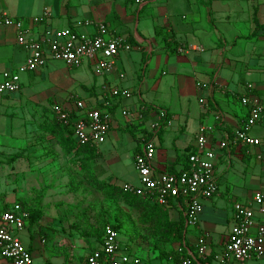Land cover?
I'll return each mask as SVG.
<instances>
[{"label":"crops","instance_id":"0c3cea01","mask_svg":"<svg viewBox=\"0 0 264 264\" xmlns=\"http://www.w3.org/2000/svg\"><path fill=\"white\" fill-rule=\"evenodd\" d=\"M5 16L24 20L34 35L49 27L71 28L77 21L103 22L111 35L122 37L131 48L120 51L112 70L103 75L95 74L88 63L70 69L59 61L20 74V90L0 96V162L27 149L33 128L39 134V124L55 120L54 104L72 110L75 100L109 115L107 139L104 146L97 147L100 158L94 170L99 180L118 186L137 184V176L134 182L120 185L115 177L120 164L133 170L141 146L138 137L151 136L148 127L159 110L166 111L169 122L153 139L157 171L187 169L197 131L204 127L208 146L216 156L217 191L202 202L194 230L207 237L209 244L201 261L219 264L215 256L233 222L232 203L246 204L253 194L264 193V117L249 132L259 145L217 147L242 126L251 102L264 107V0H0V82L3 72L16 70L26 59L25 50L16 43L15 30L3 25ZM34 17L43 20L33 24ZM79 31L93 32L83 27ZM179 47L184 51L178 52ZM115 87L130 90L131 96L111 97ZM140 106L145 107L142 123L135 120ZM135 127L141 128L140 133ZM113 131L118 138L112 137ZM11 204L2 191L0 214ZM251 207L256 223L263 224L264 215L255 205ZM169 214L172 221L182 220L173 208ZM43 219L40 216L32 228H25L27 238L22 244L31 253L33 264H69V248L53 243L55 234L47 233ZM36 226L38 230L33 232ZM186 238V246L195 252L196 238ZM134 240L119 237L124 251L145 252L149 264L167 263L158 251ZM94 245L87 256L100 243ZM163 248L168 252L179 246ZM85 258L75 264H84ZM0 264L11 263L0 257ZM226 264H264V259Z\"/></svg>","mask_w":264,"mask_h":264},{"label":"built area","instance_id":"2783aa9c","mask_svg":"<svg viewBox=\"0 0 264 264\" xmlns=\"http://www.w3.org/2000/svg\"><path fill=\"white\" fill-rule=\"evenodd\" d=\"M43 17L31 19L38 24ZM3 25L12 27L16 32V43L26 52L24 63L14 71L2 73L0 96L16 93L20 90V74L34 72L43 68L48 61H59L67 68L76 69L88 63L95 74L103 75L112 70L114 60L120 51L130 50L122 37L113 36L108 27L99 21H77L71 28H45L38 35L31 33L22 19L4 17ZM92 28L93 32L85 33L79 28ZM184 49L179 47L178 52ZM110 96L127 99L131 96L128 89L113 88ZM204 104V100H199ZM139 107L135 120L142 123V112ZM51 111L55 120L73 132L75 142L80 145L98 147L108 135L109 115L94 107L86 106L82 101L75 100L72 110L54 104ZM125 114V112H123ZM127 114V113H126ZM264 117V107L253 101L249 106V114L242 126L235 130L229 141L218 143L219 149L229 144L257 146L258 139L250 135V130ZM166 111L159 110L157 118L148 127L151 136H141L140 152L134 156L133 166L137 176V184H122L124 191L145 197L160 207L173 208L181 214L183 222V238L187 229L195 227L202 212V202L208 200L217 191L216 170L214 167L215 153L208 146L205 128L199 127L195 137V152L188 156V168L178 173L157 171L153 165L155 145L153 139L164 125H168ZM141 130V128H139ZM264 215V193L252 195L249 203L234 202L232 205L233 222L225 238L219 255L215 259L219 264L227 262H245L264 258V223L257 224L254 211ZM28 213L15 202L0 214V257L11 264H33L29 250L22 244L19 233L25 229ZM208 240L200 235L195 241V252L182 242L177 252L179 258L168 259L166 264H204L208 253ZM47 264V263H41ZM84 264H149L136 255L124 251L120 245L119 232L106 225L99 248L94 249L84 260Z\"/></svg>","mask_w":264,"mask_h":264},{"label":"rangeland","instance_id":"374dc122","mask_svg":"<svg viewBox=\"0 0 264 264\" xmlns=\"http://www.w3.org/2000/svg\"><path fill=\"white\" fill-rule=\"evenodd\" d=\"M98 80H101L100 77ZM31 134L33 140L27 149H22L20 158L13 162L7 159L0 162V193L3 191L5 200L10 204L22 201L29 210L40 211L47 233L53 231L55 234L53 243L69 248V264L82 261L97 243L90 235V228L98 229L101 221L123 224L119 232L122 239L140 238L137 231L138 214L135 211L129 210L121 200L104 198L87 185L79 174L73 156L63 153L54 138L38 134L34 128ZM111 135L114 139L119 136L114 131ZM119 166V175L115 177L117 184L136 180L134 168ZM36 230L37 226L33 232ZM188 235L197 238L198 233L194 227H190L186 240L189 239ZM19 238L24 244L27 238L25 229L19 233ZM131 252L146 261L145 252Z\"/></svg>","mask_w":264,"mask_h":264},{"label":"trees","instance_id":"16d2710c","mask_svg":"<svg viewBox=\"0 0 264 264\" xmlns=\"http://www.w3.org/2000/svg\"><path fill=\"white\" fill-rule=\"evenodd\" d=\"M38 131L54 138L63 153L73 156L79 174L87 185L106 199L121 200L129 210L135 211L138 214L137 221L139 229L137 231L140 238L135 239L134 242L139 241V243L146 244L152 251H158V255L166 260L169 258L177 260L179 258L177 250L166 252L160 248L162 245L174 244L180 247L183 242V222L182 220H171L169 214L170 208L157 206L151 203L149 199L124 191L114 183L99 180L94 170V163L100 158L97 147L91 145H78L69 127L63 126L57 120L45 119L39 124ZM134 131L140 133L141 130L135 127ZM143 136L144 135H142V137ZM139 138L141 142V137L139 136L138 139ZM21 156L22 152L16 153L10 157L8 162H13ZM17 203L21 206L23 211L28 213L25 228H32L41 216L40 211L29 210L22 201H18ZM106 225L112 226L118 232H120V228L123 226V224L121 225L120 223L108 224L101 221L98 229L90 228V235L95 241L101 243L103 229Z\"/></svg>","mask_w":264,"mask_h":264}]
</instances>
